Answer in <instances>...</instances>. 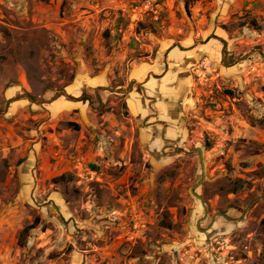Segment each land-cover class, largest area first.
Instances as JSON below:
<instances>
[{"label":"rangeland","instance_id":"rangeland-1","mask_svg":"<svg viewBox=\"0 0 264 264\" xmlns=\"http://www.w3.org/2000/svg\"><path fill=\"white\" fill-rule=\"evenodd\" d=\"M0 264H264V0H0Z\"/></svg>","mask_w":264,"mask_h":264},{"label":"built area","instance_id":"built-area-1","mask_svg":"<svg viewBox=\"0 0 264 264\" xmlns=\"http://www.w3.org/2000/svg\"><path fill=\"white\" fill-rule=\"evenodd\" d=\"M152 12H153V16H154V18L157 20V19H158V11H154V10L152 9Z\"/></svg>","mask_w":264,"mask_h":264},{"label":"trees","instance_id":"trees-1","mask_svg":"<svg viewBox=\"0 0 264 264\" xmlns=\"http://www.w3.org/2000/svg\"><path fill=\"white\" fill-rule=\"evenodd\" d=\"M71 126H75L76 129H78L77 125H71ZM37 222V221H36ZM32 228V227H31ZM26 232V231H25Z\"/></svg>","mask_w":264,"mask_h":264}]
</instances>
